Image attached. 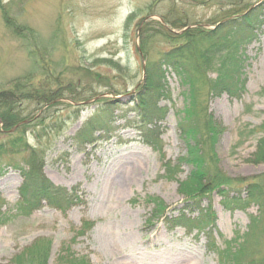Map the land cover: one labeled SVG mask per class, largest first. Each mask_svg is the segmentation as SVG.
Masks as SVG:
<instances>
[{"label": "rangeland", "instance_id": "1", "mask_svg": "<svg viewBox=\"0 0 264 264\" xmlns=\"http://www.w3.org/2000/svg\"><path fill=\"white\" fill-rule=\"evenodd\" d=\"M261 1L236 0V6L233 0H0L10 4V14L29 28L30 35L23 40L14 37L0 14V88L31 73L28 85L22 78L14 81L25 88L30 85L21 99L45 88L46 80L49 87L63 90L39 109L32 101L22 102L43 121L20 130L30 144L28 151L0 162V216L7 215L0 219V264H13L14 255L38 238L50 242L47 264H60L59 255L67 247L86 264H259L264 259L263 233L255 229L246 243L250 215L260 216L253 225L261 229L264 209L247 196L244 185L264 173V161H249L264 122V13L218 57L241 60L244 92L238 97L208 96L206 103L207 113L224 127L212 146L206 144L213 156L210 171L215 165L244 181L226 186V195L238 205L216 190L197 205L186 202L180 184L195 169L186 159L188 146L196 143L185 136L179 121L189 104V87L181 85L169 67L164 78L155 80L156 88H149L144 76L147 60L157 58L168 43L155 36L147 52L141 47L146 30L181 34L198 25L212 28L229 19L230 10ZM172 12L176 19L186 16L185 22L192 25H168L166 19L175 20ZM35 38L37 53L31 55L25 43ZM32 58L42 67L51 63V73H39ZM216 68H208L206 78L214 79ZM201 84H196L197 97L205 100L206 87ZM147 97L157 106L150 122L138 106ZM103 100L109 102L110 132L79 150L72 138L101 109ZM185 117L186 125L191 120L202 127L198 109L191 108ZM200 146L207 165L209 155ZM30 157H41L43 174L74 196L67 209L42 203L31 213L16 212L23 201L19 189L27 170L24 161ZM180 214L173 226L172 219ZM239 243L243 251L231 256L239 251Z\"/></svg>", "mask_w": 264, "mask_h": 264}, {"label": "trees", "instance_id": "2", "mask_svg": "<svg viewBox=\"0 0 264 264\" xmlns=\"http://www.w3.org/2000/svg\"><path fill=\"white\" fill-rule=\"evenodd\" d=\"M233 1L234 2L231 4L238 6L239 3L235 2L236 0ZM9 6L10 4L0 3V14L3 24L6 28L10 29L14 37L17 36L20 40L28 39L30 35L26 30H29V28L25 25L17 24L15 17L9 12ZM173 12L170 15H172L175 20L169 22L166 19L165 22L168 25L178 28H183L189 24L192 25L193 22H185L186 16L184 15L178 16L177 19L174 18L175 16L177 17V15H174ZM263 13L264 0L258 5L248 9L241 10L240 8H236L230 10V12L226 14V17L229 19L220 23L219 21L215 22L212 28H204L198 25L193 28H187L185 31H182L181 34L174 32L168 33L167 30L161 31L160 29L154 31L152 34L149 30L144 32L141 43L144 52L149 50V46L155 36L161 37L168 43V48L160 52L157 58L147 60L144 76L148 85H150L149 88H156L154 84L155 80L160 81L164 78L169 67L179 77L181 85H187L189 87V104L184 108L183 118L179 121L185 136H187L189 140L194 139L196 143L194 146H188V157L186 159L187 162L195 165V169L188 178L180 184L182 191L186 194L185 196H187V203L197 205L201 197L205 196V194L209 193L211 190H216L224 196V199H228V203L230 202L233 205L239 204L234 197H228L226 195L228 192L226 186H238L244 183V181L242 179L227 176L222 171L217 170L215 165L213 168L216 170L210 171V162L213 160L210 146L217 140V137L222 133L224 127L213 120L214 118L211 114L207 113L206 103L208 96H219L226 93L230 97H238L244 92L245 78L242 76L241 60L235 58L234 55L230 56L231 58L229 56L222 59L218 57L230 51V48L235 46L234 37L238 34L246 33L254 23L259 22ZM151 24L150 22L149 25ZM157 24L161 26L160 23ZM35 40L36 38L33 42V39H29L28 42L25 43L31 55L37 53L38 46H35ZM43 48L45 49V47ZM32 59L34 60V67L39 73L41 70H46L51 73V69L54 67L51 66V63L48 64L46 62L42 67V64L38 65L37 59ZM108 62L112 63L111 60ZM215 64L217 67L215 70L216 76L214 79L206 78L208 68L214 67ZM186 73L188 76L185 75ZM48 76L49 75H47V77ZM19 78L25 80L24 83L28 81L26 83V85H28L30 84L29 82H32L33 76L31 73H28ZM19 78L11 79L8 87L0 88V135L4 134L6 136L4 140L0 138V162L5 156L16 155L20 152L28 151L30 149V144L26 136H24L23 132L20 130L29 126L31 123H35L34 127L36 126V122L41 125L43 121V116L37 117L33 115L31 111L23 108L22 102L25 100L32 101L35 105H38L37 109H39L42 105L59 97L61 91H63L59 86L49 87V83L46 80L44 84L45 88L37 90V92L28 99H21V95L27 91L26 89H29L30 85L25 88L24 84H22L24 86L15 84L17 82L16 80ZM199 81H201L202 86L206 87L205 100H200L197 97L196 84L199 83ZM148 98L149 97H147V99ZM102 103H104V105L101 106V109H97L95 114L83 124L72 138L73 144L79 150H83L87 145L95 144L101 138L107 137L110 132L109 125L112 119L109 116L110 107L107 106L109 102L103 100ZM138 106L142 107L145 111L142 115L143 119L145 118V122H150L153 113L157 110L156 103L150 98L147 101L141 99ZM191 108H195L196 112L198 109L202 120L200 123L202 124L201 128L199 127L200 125L192 123L191 120L190 123L186 125L185 122L189 120L187 117L184 119V116H189ZM140 120L142 119L140 118ZM14 127H16V130L14 132H9L12 131ZM258 128L262 136L258 140L252 158L249 160L251 162L264 161V122ZM198 144H202L204 145L203 147L206 148L205 153L209 155L207 165L206 159L201 152L202 147H197ZM198 152L201 154H198ZM24 163L27 170L22 173L23 183L19 189L23 201L17 203L15 207L18 214L31 213L34 209L43 205L42 203H46L57 209H67L73 203L74 196L70 192L62 186L54 185L43 174L41 170V157H30L25 160ZM202 164L206 166L204 167ZM252 180V182H246L244 184L246 189L245 192L247 196L249 195L252 200H256V202L260 204L258 206H260L261 209H264V173L254 176ZM239 198L240 197H237V199ZM189 199L191 200L189 201ZM187 203H185L184 206H186ZM4 216L5 215H1L0 219ZM6 217L7 215L5 219ZM258 218L250 215V225L248 232H246V243L253 238L255 229H258L261 235L263 233L264 236V225L262 224L263 226L261 229V225L259 227L253 225L258 223ZM180 219L181 214L179 217L172 219L173 226H175ZM239 246V251L235 249L236 251L234 250L233 253L231 252V256L243 251L241 250L242 247L240 243ZM49 247L50 242L45 244L38 238L29 247L24 248L27 250L14 255L12 262L13 264H47ZM212 247L216 248L214 245H212ZM221 253L222 251H220V254ZM59 261L60 264H86V260L83 256H77L74 253L68 252V247L59 255ZM248 264L251 263L248 262ZM259 264H264V259H261Z\"/></svg>", "mask_w": 264, "mask_h": 264}, {"label": "bare ground", "instance_id": "3", "mask_svg": "<svg viewBox=\"0 0 264 264\" xmlns=\"http://www.w3.org/2000/svg\"><path fill=\"white\" fill-rule=\"evenodd\" d=\"M134 174V171H133V173H132V175Z\"/></svg>", "mask_w": 264, "mask_h": 264}, {"label": "water", "instance_id": "4", "mask_svg": "<svg viewBox=\"0 0 264 264\" xmlns=\"http://www.w3.org/2000/svg\"><path fill=\"white\" fill-rule=\"evenodd\" d=\"M163 23V22H162ZM164 24V23H163Z\"/></svg>", "mask_w": 264, "mask_h": 264}]
</instances>
